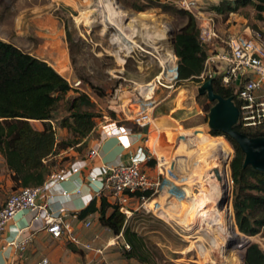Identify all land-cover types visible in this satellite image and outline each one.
Segmentation results:
<instances>
[{
    "label": "rangeland",
    "instance_id": "rangeland-1",
    "mask_svg": "<svg viewBox=\"0 0 264 264\" xmlns=\"http://www.w3.org/2000/svg\"><path fill=\"white\" fill-rule=\"evenodd\" d=\"M58 1L6 0L9 8L3 11L0 7L1 30L23 50L46 58L62 71L69 70L67 80L76 90L69 92L67 96L75 95L76 91L88 95L94 104L93 111L99 115L96 117L97 126L108 122L110 112L115 115L118 112L120 117L116 116V119H123V113L118 109L135 112L141 103H149L153 116L150 128L157 133L151 132L148 145L156 156L164 157L177 174L193 173L190 177L200 179L201 182L211 177L214 167L220 169L221 177H215L210 186V195L205 196L197 205L199 216L190 209L188 203L173 200L174 206L167 210V214L134 211L129 217L132 228L150 245L157 247L162 261H172L173 264H242L244 248L249 239L264 251V236L247 238L236 226L232 206L233 181L229 167L233 148L224 136L210 133L208 117L202 109L206 95L198 94L195 81L176 83L177 58L172 51V35L185 23V18L163 13L158 8L136 12L119 0H112L111 5L122 13L121 18L112 22L107 17H102L104 14L99 9V0H70L72 6H62L57 4ZM167 1L175 3L177 0ZM194 1L197 8L192 11L199 24L203 18H211L216 33L223 39L246 24L257 23L256 13L249 6L240 9L238 16L231 13L225 19L223 15L209 11L211 5L219 0ZM33 4L47 5L41 12L47 13L50 19H56V26L62 27L58 29L62 31L52 34L44 30L41 37L33 31H25L22 14L26 7H33ZM52 37H62L66 50L65 62L58 52L60 50L56 42L50 40ZM24 44L26 47H22ZM69 44L72 55L69 53ZM206 47L213 49V42L206 44ZM65 114L64 107L55 112L58 119ZM32 123L41 128L39 121ZM173 126L181 134L177 142L180 153L179 158L175 159L180 164L177 168L173 157L166 155L161 149L160 139L161 132L169 131ZM63 135L64 130L57 131L58 139ZM58 168L59 166L56 169ZM0 169L4 171L1 156ZM12 192L8 191L6 199ZM228 192L230 207L221 211L223 217H219L218 206H214L223 202ZM194 204L193 201L192 207ZM205 212L214 214L220 230L216 232L215 229L210 230V227L204 226L202 216ZM90 221L91 227L81 229L78 235L85 241H91L94 235L98 236L99 242H92V246L102 248L108 235L102 232L97 219L91 216ZM232 224L239 236L234 242H231L226 231ZM197 228H200L199 231ZM123 241L119 239L117 244L106 248L103 257L95 258L92 264H140L124 257ZM74 248L77 263L86 264L92 258L91 251L81 247Z\"/></svg>",
    "mask_w": 264,
    "mask_h": 264
},
{
    "label": "trees",
    "instance_id": "trees-1",
    "mask_svg": "<svg viewBox=\"0 0 264 264\" xmlns=\"http://www.w3.org/2000/svg\"><path fill=\"white\" fill-rule=\"evenodd\" d=\"M119 1L136 12L158 8L163 13L185 18V23L172 35V51L177 58L176 83L197 82L196 77L203 71L209 49L200 41L199 21L195 14L166 0ZM247 6L256 13L257 23L251 26L258 29L264 18V0H220L211 5L210 10L228 19L229 14L238 13ZM0 7L6 11L9 5L6 0H0ZM69 53L73 54L70 44ZM212 87L216 94L224 98L232 96L229 89L215 81ZM75 90L45 60L0 38V156L10 173L13 190L43 185L48 176L58 166L62 168L68 160L67 156L58 159L54 156L68 149L82 154L91 140L99 138L96 123L99 115L93 111L94 104L85 93L76 91L75 95L67 96ZM213 104L206 96L202 109L207 117ZM61 107L66 114L58 119L55 112ZM110 117L116 119L115 113L110 112ZM33 121H39L41 128L35 127ZM131 128L132 131L140 130L133 124ZM234 128L250 137L264 136V133L247 132L237 124ZM58 130L65 131L60 139L57 137ZM210 133L221 135L212 130ZM223 136L233 148L230 170L236 226L244 235L264 236V173L249 165L243 166V152L233 139ZM155 162V159H150L146 166L154 167ZM221 211L219 217H223ZM77 215L79 219L96 215L98 224L112 235L122 233V239L130 247L122 249L127 260L133 259L140 264H173L172 261H162L157 247L150 245L132 228L129 218L107 196L101 194L98 201L97 197L92 198ZM226 231L231 242L239 239L233 224ZM67 246L75 250L72 244L67 243ZM244 264H264V251L257 243L247 247Z\"/></svg>",
    "mask_w": 264,
    "mask_h": 264
},
{
    "label": "built area",
    "instance_id": "built-area-1",
    "mask_svg": "<svg viewBox=\"0 0 264 264\" xmlns=\"http://www.w3.org/2000/svg\"><path fill=\"white\" fill-rule=\"evenodd\" d=\"M175 4L191 12L197 8L194 0H177ZM199 27L201 43L213 42V49H209L203 71L196 77L197 88L205 81L211 80L229 89L239 110L237 125L250 133H264V18L258 29L246 24L226 39L216 33L211 18H203ZM121 111L124 116L121 121H131L140 129L149 127L153 121L152 107L149 103H141L135 112L125 109ZM113 121L118 122V120ZM118 128L123 129L122 126ZM97 155L98 150L92 148L87 152L85 160H91ZM150 159L156 161L152 169L146 166ZM77 170L74 168L72 171ZM69 172V170L52 172L41 186L20 187L14 190L0 207V235L14 216L25 210L32 212L35 219L41 217L46 232L54 239H63L99 255H102L106 248L117 244V241L123 238L122 233L108 239L102 248H94L92 242L98 236H94L91 241H83L76 233L73 224L77 222L78 228L89 229L90 219H79L76 213L68 214L62 211L52 213L48 209V203L37 202L38 197L50 184L65 180ZM220 175V169L215 167L211 172V179H207L209 182L191 178L187 173L179 175L164 157L159 158L149 147L140 146L130 156L129 163L118 164L105 170L96 189V195L103 194L112 199L126 218L138 210L154 215H160L161 212L167 214V210L174 206L173 200L177 203H188L190 209L196 211V215L199 216V207H197L199 201L210 195V186L214 183L215 177L220 178ZM91 180L95 181L94 177ZM226 195L230 196V193ZM193 201L195 204L192 207ZM221 205L222 202L216 206L212 204V207L218 206L221 211ZM227 207H230V201L222 207V211ZM19 233L20 235L9 241L7 245L22 253L31 242L32 234L24 230H20ZM122 244L125 249L130 248L125 241ZM37 264H49V260L47 257H42Z\"/></svg>",
    "mask_w": 264,
    "mask_h": 264
},
{
    "label": "crops",
    "instance_id": "crops-1",
    "mask_svg": "<svg viewBox=\"0 0 264 264\" xmlns=\"http://www.w3.org/2000/svg\"><path fill=\"white\" fill-rule=\"evenodd\" d=\"M70 2L72 1L59 0L57 4H61L62 6L68 4L72 6V3ZM219 2L220 0L214 4ZM46 6L47 5L37 6L33 4V7L28 6L24 9L25 12L22 16L24 15L23 23L25 31H33L39 37L44 35V30H48L52 34L62 31L58 30L62 27L57 28L56 19H50L48 18L47 13L41 12V10L45 9ZM37 10L39 11L36 12ZM209 11L212 12L211 10ZM212 13L216 14L214 12ZM233 14L238 16V13ZM0 38L21 48L18 43L8 38V35L1 30V27ZM50 40L54 43L56 42L55 44L60 50L58 52L64 57L63 59L65 62L66 50L64 48L62 37H52ZM48 42L49 40H47V44ZM22 47H26V44ZM27 53L39 59L45 60L66 80L70 75L69 70L62 71L61 68L54 66L46 58L36 55L33 52ZM118 107L120 108V105H118ZM118 110L121 111V108ZM116 116L120 117L118 112ZM109 119L112 118L109 117ZM113 120H118V122H114ZM121 120L123 119H112V121L107 120L108 122H105V124L99 125L97 127L99 138L91 140L88 147L82 154H79L72 149H68L54 156L55 158H61L63 156L68 157V160L63 163L62 168L59 167L54 172L69 170V175L63 181L50 184L46 191L38 197L37 202L48 203V209L52 213L62 211L68 214H78L89 204L92 198L97 197L98 201L96 189L103 178L105 170L108 167L118 164L129 163L130 156L138 147H149L148 143L150 142V132H153L154 134L157 133V131L151 129L150 126L145 129L132 131L131 123L128 120ZM118 126H122L123 129H119ZM180 135L181 134L177 132V128L174 126L169 131H162L160 135V139L162 141L161 149L166 155L173 157V161L177 157L179 158L180 153L178 151L179 146L177 145V142ZM92 148H96L98 150V155L91 160H85L87 152ZM173 153L174 155L172 156ZM179 165L175 160L174 166L177 168ZM147 167L152 169L150 166ZM74 168H77L78 170L72 171ZM92 177H94L95 181L91 180ZM12 185L13 182L10 178V173L4 166V171H1L0 169V207L4 204L8 191H14L12 189ZM109 201H111V199H109ZM92 217L97 219L96 215H93ZM90 218L91 216L88 217V219ZM73 224L75 226L76 233L79 234L81 229L78 228L77 222H74ZM99 227L102 232L108 235V239L114 237V235H112L107 228L101 227L100 225ZM20 230H24L25 232L32 234L31 242L26 246L25 251L22 253H18V251H16L12 246L7 245L9 241L20 235ZM98 242L99 238L97 237L93 243ZM67 243L68 242L63 239L52 238L46 232L44 222L41 217L35 219L32 212L24 210L14 216V218L8 223L6 230L0 235V264H37L42 257H47L49 264H79L77 263L76 254L73 253V250L68 248ZM74 247L79 248L78 246ZM104 252L105 250L102 255H99L94 251H91L92 258L86 264H92L94 259L99 256L103 257Z\"/></svg>",
    "mask_w": 264,
    "mask_h": 264
},
{
    "label": "water",
    "instance_id": "water-1",
    "mask_svg": "<svg viewBox=\"0 0 264 264\" xmlns=\"http://www.w3.org/2000/svg\"><path fill=\"white\" fill-rule=\"evenodd\" d=\"M197 92L199 95H206L208 100L214 103L208 113L207 124L210 130L227 135L237 143L244 154L243 166L249 165L254 170L264 173V136L250 137L234 128L238 121L239 110L232 97L224 98L216 94L213 91L211 80L202 83L197 88ZM229 201L230 196L225 195L222 205L224 206ZM250 244L249 239L244 248L242 264H244L246 249Z\"/></svg>",
    "mask_w": 264,
    "mask_h": 264
},
{
    "label": "bare ground",
    "instance_id": "bare-ground-1",
    "mask_svg": "<svg viewBox=\"0 0 264 264\" xmlns=\"http://www.w3.org/2000/svg\"><path fill=\"white\" fill-rule=\"evenodd\" d=\"M97 1V0H96ZM101 3L99 5V8L101 13H103L105 16V18L107 17L109 20H112L115 21V19L117 18H121L122 17V13L119 12V10L113 6V4L111 5L112 3V0H99ZM114 3V2H113ZM104 18V17H103ZM106 18V19H107ZM121 27V26H120ZM53 40V39H52ZM117 40V39H116ZM58 41V40H57ZM166 59V58H165ZM151 133V132H150ZM149 142V141H148ZM208 152V151H207ZM208 159V157H207ZM206 159V160H207ZM216 169V168H215ZM189 176H192L193 173H190V174H187ZM209 212V211H208ZM208 212H205L204 215L202 216L204 218V226H206V228L210 227V230H214L217 232L218 229L220 228L218 223L216 222V219L214 217V214L213 213H208ZM162 213V212H161ZM203 225V224H202ZM220 230V229H219ZM199 231V230H198ZM201 232V231H200ZM216 235V234H215Z\"/></svg>",
    "mask_w": 264,
    "mask_h": 264
},
{
    "label": "flooded vegetation",
    "instance_id": "flooded-vegetation-1",
    "mask_svg": "<svg viewBox=\"0 0 264 264\" xmlns=\"http://www.w3.org/2000/svg\"><path fill=\"white\" fill-rule=\"evenodd\" d=\"M210 205H212V204H210Z\"/></svg>",
    "mask_w": 264,
    "mask_h": 264
}]
</instances>
